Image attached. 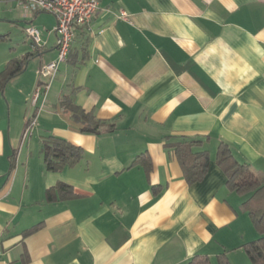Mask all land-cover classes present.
Segmentation results:
<instances>
[{
	"label": "crops",
	"instance_id": "0c3cea01",
	"mask_svg": "<svg viewBox=\"0 0 264 264\" xmlns=\"http://www.w3.org/2000/svg\"><path fill=\"white\" fill-rule=\"evenodd\" d=\"M4 13L41 41L0 43V72L36 54L0 92V264H217L221 254L250 264L243 247L259 235L242 209L248 196L226 189L215 156L225 144L264 183V0H99L35 104L40 68L57 54L55 18L0 3ZM62 99L114 130L81 133ZM49 137L80 147L81 160L48 171ZM181 137L209 154L191 186L169 147ZM140 155L149 174L132 166ZM57 183L81 197L47 202Z\"/></svg>",
	"mask_w": 264,
	"mask_h": 264
},
{
	"label": "trees",
	"instance_id": "16d2710c",
	"mask_svg": "<svg viewBox=\"0 0 264 264\" xmlns=\"http://www.w3.org/2000/svg\"><path fill=\"white\" fill-rule=\"evenodd\" d=\"M8 40L7 35H0V43ZM36 57V54H26L21 58L11 59L0 72V92L15 77L21 75L28 63ZM61 108L68 111L74 122L82 125L80 132L84 134H100L112 132L113 126L106 125L97 120L92 112L86 113L80 107L75 106L69 99H62ZM27 126V125H26ZM202 142L181 137L179 141L169 147L178 161L183 177L188 185L201 182L206 176L209 164V154L201 150ZM201 150V151H198ZM41 153L48 171L59 172L65 167L75 166L82 158L83 151L61 139L49 137L42 141ZM14 157L10 159V170L14 168ZM216 166L226 177V189L240 197L248 196L242 204V209L248 214L259 238L244 245L243 249L250 259V264H264V183L246 164H239L232 156L225 144H219L216 156ZM132 166H141L146 174L152 170L150 159L146 155H140L134 159ZM158 190H154V194ZM81 196L74 194L72 189L57 183L45 192L47 202L72 200ZM39 226L30 229L27 235L35 232ZM188 264H211L206 256L197 255ZM217 264H230L224 254L217 257Z\"/></svg>",
	"mask_w": 264,
	"mask_h": 264
},
{
	"label": "built area",
	"instance_id": "2783aa9c",
	"mask_svg": "<svg viewBox=\"0 0 264 264\" xmlns=\"http://www.w3.org/2000/svg\"><path fill=\"white\" fill-rule=\"evenodd\" d=\"M0 3L11 5L24 18L36 13L50 14L55 18L54 34L56 38V58L40 68L41 84L36 87L31 102L35 104L39 97L50 90L60 64L67 60L70 48L79 29H89L99 10V0H0ZM120 18L125 19L124 12ZM28 39L38 45L41 41L40 31L28 25L23 29Z\"/></svg>",
	"mask_w": 264,
	"mask_h": 264
},
{
	"label": "rangeland",
	"instance_id": "374dc122",
	"mask_svg": "<svg viewBox=\"0 0 264 264\" xmlns=\"http://www.w3.org/2000/svg\"><path fill=\"white\" fill-rule=\"evenodd\" d=\"M20 19V16L15 13H4L0 15V34H8L12 45H21V41L28 39L23 32V26L19 24ZM9 42L7 41L5 43L7 44Z\"/></svg>",
	"mask_w": 264,
	"mask_h": 264
}]
</instances>
